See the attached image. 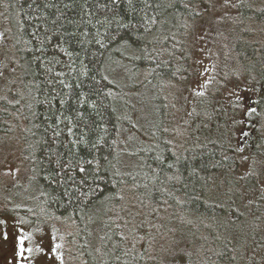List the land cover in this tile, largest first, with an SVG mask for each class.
<instances>
[{"label": "trees", "instance_id": "16d2710c", "mask_svg": "<svg viewBox=\"0 0 264 264\" xmlns=\"http://www.w3.org/2000/svg\"><path fill=\"white\" fill-rule=\"evenodd\" d=\"M210 10L206 0H0L1 48L12 67L0 90V142L21 143L47 217L64 227L65 245L78 235L80 264H170L179 241L185 264H239L244 244L232 230L246 213L216 191L223 183L235 190L240 150L223 135L165 127L169 97L194 76V30ZM217 22L210 41L221 71L208 97L250 78L264 116V0L242 1ZM143 89L150 132L122 157L120 135ZM201 108L211 113L209 103ZM263 127L247 141L261 142ZM129 213L161 223L133 237L122 218ZM197 235L206 249L196 254Z\"/></svg>", "mask_w": 264, "mask_h": 264}, {"label": "rangeland", "instance_id": "374dc122", "mask_svg": "<svg viewBox=\"0 0 264 264\" xmlns=\"http://www.w3.org/2000/svg\"><path fill=\"white\" fill-rule=\"evenodd\" d=\"M206 1L210 4L211 10L206 19L194 30L192 43L195 49L194 76L186 83L178 84L176 91L175 88L171 90L175 92L171 98L169 97L171 107L166 116L169 117L170 122H167L165 127L168 125L178 132L196 130L204 137L223 135L228 139L229 144L238 147L242 154V167L234 177L237 183L235 190L231 191V188L223 186V183L216 191V195L221 193L223 202H240L239 210L242 216L246 213L245 219L241 220L243 222H237L235 229L232 230L237 238L238 247L244 244L243 251L240 252L239 264H264V154H260L262 150L264 151V138L256 144L247 141V138L252 139L253 134L257 132L256 122H262L264 125L263 111L258 114L261 93L254 81L242 76L239 81L222 85V91L215 98L208 97L207 93L221 71L220 68H216L214 49L210 41L214 24L231 16L237 11L238 5L246 0ZM1 47L0 28V90L2 86L10 85L8 78L12 74L11 59ZM5 65H7L6 70ZM215 77L216 80L213 81ZM134 94L131 117L133 122L130 121V125L120 135L119 146L122 157L134 152L135 147L145 141V132H150L153 120L148 91L143 89ZM202 101L210 104L209 115L204 108L200 109ZM234 106L239 108L236 114L233 113ZM263 129L264 127L262 128L264 135ZM220 130L222 133L219 132ZM185 138L187 137H183V141ZM7 139L10 138L0 142V264H80L72 251V246H76L77 233H73L72 242L68 246L66 242L65 245L64 227L47 217L48 213L42 205V193L31 178L33 171L22 163L25 154L21 143L17 140L10 143ZM251 174H254L255 178L252 184ZM31 217L32 222L28 220ZM232 217L234 218V215ZM122 218L128 229L125 231L131 233L133 237H141L149 228L158 227L161 223L150 215L144 220L134 218V214L131 213L129 218L125 214ZM197 227L198 225L193 226L194 235L198 233ZM217 228L222 234L223 227L220 223ZM96 237V234L93 235V242L96 241ZM197 237L200 236L197 235L193 239L196 254L203 250L198 247ZM220 239L217 235V240ZM21 240L23 244L20 243ZM184 243L179 241L177 246L175 245L178 257L173 258L170 264L186 263ZM160 246L159 244L158 249ZM21 247L25 249L23 257L20 255ZM65 247L67 253L65 252L64 256ZM152 250L154 251L153 247ZM145 257L142 255V258Z\"/></svg>", "mask_w": 264, "mask_h": 264}, {"label": "snow or ice", "instance_id": "6c2138e0", "mask_svg": "<svg viewBox=\"0 0 264 264\" xmlns=\"http://www.w3.org/2000/svg\"><path fill=\"white\" fill-rule=\"evenodd\" d=\"M116 2V0H114ZM21 244H23V240L20 241ZM59 247V245H57ZM25 249L23 247L20 248V255L23 257L24 256ZM26 258V257H25Z\"/></svg>", "mask_w": 264, "mask_h": 264}]
</instances>
